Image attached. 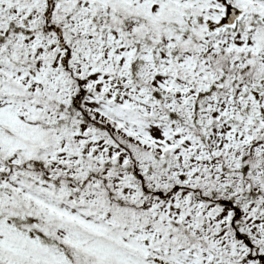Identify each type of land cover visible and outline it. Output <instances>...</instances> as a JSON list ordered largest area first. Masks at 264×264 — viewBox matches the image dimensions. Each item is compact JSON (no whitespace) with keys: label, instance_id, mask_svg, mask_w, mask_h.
I'll use <instances>...</instances> for the list:
<instances>
[{"label":"snow or ice","instance_id":"1","mask_svg":"<svg viewBox=\"0 0 264 264\" xmlns=\"http://www.w3.org/2000/svg\"><path fill=\"white\" fill-rule=\"evenodd\" d=\"M0 264H264V0H0Z\"/></svg>","mask_w":264,"mask_h":264}]
</instances>
